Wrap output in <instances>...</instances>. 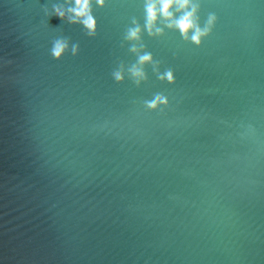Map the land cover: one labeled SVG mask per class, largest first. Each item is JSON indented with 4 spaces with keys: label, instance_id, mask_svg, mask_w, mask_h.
<instances>
[{
    "label": "water",
    "instance_id": "water-1",
    "mask_svg": "<svg viewBox=\"0 0 264 264\" xmlns=\"http://www.w3.org/2000/svg\"><path fill=\"white\" fill-rule=\"evenodd\" d=\"M148 2L0 0V264H264V0Z\"/></svg>",
    "mask_w": 264,
    "mask_h": 264
},
{
    "label": "clouds",
    "instance_id": "clouds-1",
    "mask_svg": "<svg viewBox=\"0 0 264 264\" xmlns=\"http://www.w3.org/2000/svg\"><path fill=\"white\" fill-rule=\"evenodd\" d=\"M97 3L103 5L104 0H97ZM76 7L71 8L70 11L74 13L75 18H79V21L82 22L88 29L92 32L95 31L96 21L91 15L90 4L91 0H75ZM176 8L177 10H182L184 15L180 19H175L172 9ZM191 8V11L188 9ZM197 6L191 3V0H149L147 5L148 12V23L147 27L149 32H152L155 28V32H161V29L156 28V23L159 16L165 17L167 20L171 21L168 24V27L178 28L184 35L185 39L189 38V32L194 30V35L190 38L193 42L199 44L201 42V37L207 34V30H201L196 24ZM59 15L63 17V13L60 12ZM215 18H211L209 24ZM73 22H77L76 19H73ZM140 28L136 27L129 31V39H138L140 36ZM67 48V44L63 41H58L53 49V54L59 58L63 55ZM76 51V48H73V52ZM133 52L138 53V49L133 48ZM153 58L150 54H144L139 56V63L141 66H133L130 69L131 74L139 80L146 78L145 73L142 69V65L145 63L152 62ZM114 76L117 80H123V73L118 71L114 73ZM161 79H167L169 81L173 80V74L171 71L166 72L164 75H161ZM167 101L162 96H158L154 103H151L150 107H156L159 103H166Z\"/></svg>",
    "mask_w": 264,
    "mask_h": 264
}]
</instances>
